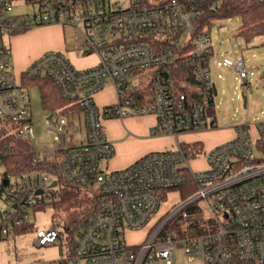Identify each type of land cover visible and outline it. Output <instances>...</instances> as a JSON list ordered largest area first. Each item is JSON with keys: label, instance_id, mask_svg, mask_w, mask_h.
Here are the masks:
<instances>
[{"label": "built area", "instance_id": "obj_1", "mask_svg": "<svg viewBox=\"0 0 264 264\" xmlns=\"http://www.w3.org/2000/svg\"><path fill=\"white\" fill-rule=\"evenodd\" d=\"M25 1L37 6L34 15H15L14 0H0V167L7 171L15 139L35 146L24 78L50 79L79 110L53 112L46 119V141L53 146L45 151L34 148V162L46 164V172L18 176L7 171L0 179V238L28 226L35 205L58 197L50 188L61 180L96 189L99 212L72 239L67 259L60 264H175L177 248L185 249L189 261L201 259L203 264H264V121L236 125L234 138L203 153L207 166L198 172L190 160L197 158L200 146L179 140L217 125L209 122L215 98L211 34L198 23L224 0ZM38 25L75 27L76 50L96 53L98 64L78 70L60 52L48 51L18 79L4 38ZM179 33L193 34V54L187 55L182 38H175ZM235 54L234 70L247 86L246 61L239 51ZM173 63L192 69V97L177 95L164 78L135 82L145 71L158 68L153 74L159 76L160 69ZM108 84L115 89V102L102 109L95 98ZM146 87L150 91L142 92ZM149 115L156 119L152 136H172L176 146L149 153L124 169H109L106 163L115 155V146L104 121ZM50 175L59 177L56 186H48ZM189 180L197 192L159 215L172 190ZM202 200L204 230L199 233L193 214ZM186 225L187 231L181 232ZM33 228L36 245L59 243L63 249L67 233L61 221L54 219L48 229ZM142 230L146 234L139 243L123 239L128 232Z\"/></svg>", "mask_w": 264, "mask_h": 264}, {"label": "rangeland", "instance_id": "obj_2", "mask_svg": "<svg viewBox=\"0 0 264 264\" xmlns=\"http://www.w3.org/2000/svg\"><path fill=\"white\" fill-rule=\"evenodd\" d=\"M121 1L125 2L126 0ZM13 3V12L15 15H34L37 10V6L32 3L28 4L25 0H14ZM209 21L210 23L205 25V30L209 31L211 34L213 53V58L211 60V77L218 90V95L214 98L213 106L209 109V122L211 123L215 120L217 125L214 129L210 128L202 132L188 133L180 136L181 143H196L201 148V152L198 154L197 158L190 160L191 167L195 172L206 168L207 165L203 153L219 145L216 144L219 135L224 134L231 140L236 135V125L242 123L254 124L258 121H264V35L257 36L252 41L246 42L245 39L238 34L242 23L241 17L238 16L232 18L215 16L211 17ZM41 26L50 25H38L34 27ZM64 30L66 51L55 50V52L63 54L78 70H86L94 67L98 63V56L96 53L81 54L76 50L75 41L79 34L78 30L72 26H68L67 29ZM21 34H23V32L6 35L4 38L5 44L12 49L13 67L18 79L28 68L21 70L17 66L15 62V46L11 44V39ZM192 37L193 34L181 35V33L175 36L176 39L182 38L181 45L182 48H186L187 55H191L195 51L191 46ZM35 41V38L23 41L25 43V48L32 49ZM235 51H239L240 55L243 56L246 61L249 71V84L247 86L243 85L240 73L234 70ZM156 70H158V68L145 71L142 73V77H138L139 79L135 82L142 80V83L148 84L151 81L150 78L153 72ZM26 89L30 102L29 119L35 131V147L38 151H45L53 146V143L46 141L48 131L45 125L46 119L50 117L51 113L46 111L43 107L39 86L29 85L26 86ZM242 93H245L248 97L247 107H244ZM106 120L104 121L105 132ZM250 131L251 135L255 137V128L251 127ZM173 141L176 146L175 138ZM174 145L172 144L169 149L173 148ZM5 170V167H0V179L7 172ZM58 178L59 177L50 175L48 186L51 187L53 181ZM55 192H61L60 185L50 188L51 195ZM58 198L59 196L53 197L47 200L43 205H35L29 216L28 226L17 229L6 239L0 238V264H33L36 262L60 264L62 260L67 259V249H69L70 245L67 243L66 239L63 240L62 250L59 243L51 246H38L35 243L37 229L33 228V225H36L39 229H48L51 226L56 216L53 201ZM33 199L35 200V197H33ZM178 201H180L179 193L175 192L170 194L165 201L166 203L163 204L159 215L164 213L165 210L169 209L172 204ZM205 202V200H202L195 204L196 212L193 214L194 220L202 219L199 212ZM0 206L4 208L2 205ZM179 230L181 232L187 231V225L179 228ZM145 234V230L136 233L128 232L123 236V239L127 240L130 244H136L144 239ZM175 255V264H203L201 259L189 261L185 249L183 248H177Z\"/></svg>", "mask_w": 264, "mask_h": 264}, {"label": "trees", "instance_id": "obj_3", "mask_svg": "<svg viewBox=\"0 0 264 264\" xmlns=\"http://www.w3.org/2000/svg\"><path fill=\"white\" fill-rule=\"evenodd\" d=\"M215 16L224 18L241 17L242 23L238 34L246 42L252 41L257 36L264 35V0H246L243 2L239 0H224L217 9L207 11L205 16L199 21V27L204 29L205 25L210 23L209 19ZM159 71V76L152 74L150 79L160 77L170 80L177 95L186 93L191 97L193 96L195 82L191 68L179 67L173 63ZM23 82L25 86H39L43 107L49 113L68 114L70 111L76 112L79 110L76 105L60 95L59 90L50 79L24 78ZM147 91H150L148 87L142 90V92ZM14 145L12 154L7 157L6 165L9 174L24 176L35 170L47 171L46 164L34 162L35 146L31 141L15 139ZM193 147L199 149L197 146ZM55 168L60 172V165H56ZM60 186L59 198L53 201V207L56 211L54 219H58L63 223V228L67 233L66 241L71 245L72 239L80 232L82 227L99 212V195L96 189L86 184L78 186L60 180ZM197 190V186L189 180L181 187L172 190V193L177 192L180 200H186L193 196ZM202 222V219L195 220L197 228L200 229L199 233L204 230L201 229Z\"/></svg>", "mask_w": 264, "mask_h": 264}, {"label": "crops", "instance_id": "obj_4", "mask_svg": "<svg viewBox=\"0 0 264 264\" xmlns=\"http://www.w3.org/2000/svg\"><path fill=\"white\" fill-rule=\"evenodd\" d=\"M67 27L68 26L62 27V25L34 27L29 31H23L21 35L13 37L11 39V44L15 46V62L17 66L21 70L27 69L36 59L47 51L56 50L65 52L66 39L63 31H65L64 29H67ZM34 38L36 39L35 44H33L34 47L32 49L25 48V43L23 41L32 40ZM95 100L100 108H107L115 102L114 87L111 84L106 85V87L96 95ZM155 124L156 119L151 115L130 117L124 120L107 119L105 123L106 134L115 146V155L107 161L106 166L111 170L124 169L149 153L173 149L175 145L172 136H152L151 133ZM228 140L229 137L222 134L219 135L216 144L220 145ZM172 144L174 145L173 148L169 149Z\"/></svg>", "mask_w": 264, "mask_h": 264}, {"label": "water", "instance_id": "obj_5", "mask_svg": "<svg viewBox=\"0 0 264 264\" xmlns=\"http://www.w3.org/2000/svg\"><path fill=\"white\" fill-rule=\"evenodd\" d=\"M214 89H215V96H217L218 95V90H217V86H216V84L214 85ZM242 98H243V100H244V107H247L248 106V97H247V95L245 94V93H242ZM56 181H54L53 183H52V186H56ZM42 193V191H39L38 192V194H41ZM26 200V199H25ZM25 200H24V202H25ZM17 205H14V207H16Z\"/></svg>", "mask_w": 264, "mask_h": 264}]
</instances>
